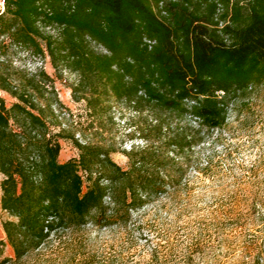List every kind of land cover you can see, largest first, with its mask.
<instances>
[{
    "label": "trees",
    "instance_id": "16d2710c",
    "mask_svg": "<svg viewBox=\"0 0 264 264\" xmlns=\"http://www.w3.org/2000/svg\"><path fill=\"white\" fill-rule=\"evenodd\" d=\"M4 38L77 73L74 98L94 114L103 113L107 95L149 110L155 134L123 152L124 169L111 157L115 149L54 129L46 111L55 116L54 105L63 104L57 96L54 105L41 103L47 91L55 94L45 70L13 80L0 73V89L17 98L7 106L0 96V206L15 218L2 222L15 256L3 255L0 240V264L47 250L60 231L135 226L134 212L179 190L185 151L223 129L233 112L250 111L264 87V0H5L0 48ZM186 116L197 125L172 130L169 118ZM63 138L79 158L58 160ZM165 143L172 149L163 151ZM243 247L245 257H264L253 242ZM167 254L157 245L150 260ZM182 257L194 264L192 254Z\"/></svg>",
    "mask_w": 264,
    "mask_h": 264
},
{
    "label": "rangeland",
    "instance_id": "374dc122",
    "mask_svg": "<svg viewBox=\"0 0 264 264\" xmlns=\"http://www.w3.org/2000/svg\"><path fill=\"white\" fill-rule=\"evenodd\" d=\"M4 10L0 4V11ZM45 33L55 36L58 30L47 27ZM4 41L0 73L9 80L41 70L53 78L55 94L47 91L41 103L51 101L54 105L56 96L61 100L62 106L54 105L55 116L46 111L56 131L64 128L81 142L115 149L111 157L124 169L129 158L123 152H129L132 145L144 147L145 134L154 136L149 110L138 112L107 95L103 113L94 114L88 101L74 98L77 73L62 67L56 70L47 53L36 54L8 38ZM92 46L99 53L105 52L100 45ZM0 96L7 106L17 99L1 89ZM252 107L250 111L233 112L223 129L209 131L193 150L185 151L180 159L185 172L179 190L154 198L134 212L135 226L109 229L90 224L79 231H60L47 250L32 254L20 264H184L182 256L188 253L193 255L194 264H264V257H245L243 247L253 242L264 251V87ZM169 120L172 130L177 125H197L189 116ZM60 144V162L79 158L80 149L71 138L61 139ZM171 149L165 143L163 151ZM197 165L202 170H196ZM2 180L0 173V183ZM12 218L0 206V240L6 242V257L15 254L2 222ZM157 245L169 254L158 262L151 261L150 252Z\"/></svg>",
    "mask_w": 264,
    "mask_h": 264
},
{
    "label": "built area",
    "instance_id": "2783aa9c",
    "mask_svg": "<svg viewBox=\"0 0 264 264\" xmlns=\"http://www.w3.org/2000/svg\"><path fill=\"white\" fill-rule=\"evenodd\" d=\"M0 4H2L3 10H4L5 0H0Z\"/></svg>",
    "mask_w": 264,
    "mask_h": 264
}]
</instances>
